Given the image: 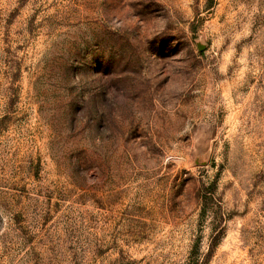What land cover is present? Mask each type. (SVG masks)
Returning <instances> with one entry per match:
<instances>
[{"label": "rangeland", "instance_id": "obj_1", "mask_svg": "<svg viewBox=\"0 0 264 264\" xmlns=\"http://www.w3.org/2000/svg\"><path fill=\"white\" fill-rule=\"evenodd\" d=\"M264 264V0H0V264Z\"/></svg>", "mask_w": 264, "mask_h": 264}, {"label": "trees", "instance_id": "obj_2", "mask_svg": "<svg viewBox=\"0 0 264 264\" xmlns=\"http://www.w3.org/2000/svg\"><path fill=\"white\" fill-rule=\"evenodd\" d=\"M191 264V263H190ZM193 264H198L197 261H194Z\"/></svg>", "mask_w": 264, "mask_h": 264}]
</instances>
